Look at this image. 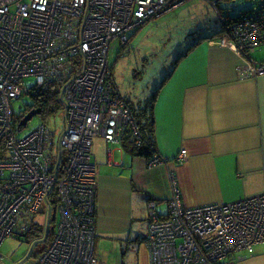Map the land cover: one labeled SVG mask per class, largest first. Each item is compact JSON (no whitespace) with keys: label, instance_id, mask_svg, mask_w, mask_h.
Returning <instances> with one entry per match:
<instances>
[{"label":"built area","instance_id":"obj_1","mask_svg":"<svg viewBox=\"0 0 264 264\" xmlns=\"http://www.w3.org/2000/svg\"><path fill=\"white\" fill-rule=\"evenodd\" d=\"M184 1L0 0V244L43 222L52 234L34 264H100L93 139L121 145L128 129L135 144L142 142L133 106L111 77L108 53L114 40L124 44L141 24ZM217 43L236 52L250 74L264 73V62L251 58L264 44V13L239 21ZM50 89L57 90L66 120L57 141L48 119L19 135L15 114L30 109H15V101ZM185 154L181 149L175 161ZM150 158V164L161 161ZM172 185L168 199L146 203L149 264H239L237 252L252 254L264 242V195L186 206L174 178Z\"/></svg>","mask_w":264,"mask_h":264},{"label":"crops","instance_id":"obj_2","mask_svg":"<svg viewBox=\"0 0 264 264\" xmlns=\"http://www.w3.org/2000/svg\"><path fill=\"white\" fill-rule=\"evenodd\" d=\"M219 37L189 50L157 91L154 154L161 161L150 164L151 156L93 139L96 237L129 227L141 202L168 199L173 178L186 206L264 195V73L250 74L236 52L218 45ZM261 47L251 58L264 62ZM181 149L186 157L176 162ZM145 250L142 263L149 264ZM240 255L239 264H264V242Z\"/></svg>","mask_w":264,"mask_h":264},{"label":"rangeland","instance_id":"obj_3","mask_svg":"<svg viewBox=\"0 0 264 264\" xmlns=\"http://www.w3.org/2000/svg\"><path fill=\"white\" fill-rule=\"evenodd\" d=\"M221 1H229L232 4L231 10H238V7L255 0ZM216 24L214 6L209 0H186L141 24L132 38L124 43L126 44L124 48L121 47L124 44L114 40L113 48L108 53V61L111 65V77L121 95L137 106L156 89L177 55L192 40L191 33L197 30L209 32ZM261 48L264 50V47ZM25 82L31 83V78ZM30 102L29 96H23L15 101L14 108L18 109L19 105L26 106ZM41 122V117L34 115L19 135L29 134ZM65 123L63 109L46 121L47 126L55 130L56 141ZM141 205V215L132 218L130 216L131 224L125 230L117 229L98 234L94 255L100 264H143L145 246L143 249L142 244L146 233L144 219L147 213L143 208L146 204L141 202ZM56 218L58 220V215ZM30 247L31 243L26 242L22 237L7 236L0 244V264H34L41 247L36 246L32 254L29 252ZM243 252L239 251L237 254Z\"/></svg>","mask_w":264,"mask_h":264},{"label":"trees","instance_id":"obj_4","mask_svg":"<svg viewBox=\"0 0 264 264\" xmlns=\"http://www.w3.org/2000/svg\"><path fill=\"white\" fill-rule=\"evenodd\" d=\"M250 1V0H249ZM215 3L214 10L216 14V26L210 30L209 32H204L202 30H197L191 33V35L197 36L196 38L192 37V40L186 46V48L177 55L176 59L172 62V66L170 69H173L177 62L196 44H198L202 39H208L214 36H222V34L229 33L233 26L248 17H254L259 13H264V0L258 1H250L249 4L245 6L238 7V10H231L232 4L226 1L221 0H213ZM233 12V13H232ZM143 25V24H142ZM140 25L133 32L130 33L128 37L129 39L137 32V30L142 26ZM127 41V42H128ZM126 44L121 47L124 48ZM111 69V65H110ZM171 70L165 74L161 81L159 82L156 89L153 93L143 99L142 104L138 105V107H133L134 117L138 123L139 131L141 134V144H135L134 137L131 136L128 129H125L122 134L121 146L132 154L144 155L146 157H150L154 154L155 151V139H154V120H153V105L154 100L157 95V91L162 86V84L166 81L168 76L170 75ZM29 97L31 98V102L27 104V109L39 108L40 113L39 116L41 120L46 121L51 118L57 111L62 109V101L57 94V90H48L46 92H28ZM24 109H21L19 113L15 114V123L20 122ZM27 124L25 125V127ZM21 125H19V129H23ZM149 200V199H147ZM45 224L43 222H34L31 227L18 234L17 237L23 238L28 243H31L32 250L31 254L34 252L36 246H40V251L44 248L51 238L52 231L49 227H47V232H45ZM39 251V252H40ZM38 252V253H39ZM37 253V254H38Z\"/></svg>","mask_w":264,"mask_h":264},{"label":"water","instance_id":"obj_5","mask_svg":"<svg viewBox=\"0 0 264 264\" xmlns=\"http://www.w3.org/2000/svg\"><path fill=\"white\" fill-rule=\"evenodd\" d=\"M40 113V110L39 108H34V109H31L28 113H26L22 119L20 120L19 124L22 126V127H25V125L28 123V121L34 116V115H38ZM30 251H31V248H30ZM29 251V252H30Z\"/></svg>","mask_w":264,"mask_h":264},{"label":"flooded vegetation","instance_id":"obj_6","mask_svg":"<svg viewBox=\"0 0 264 264\" xmlns=\"http://www.w3.org/2000/svg\"><path fill=\"white\" fill-rule=\"evenodd\" d=\"M28 111H29V110L26 108V109H25V112H28ZM30 248H31V250H32V245H31V247H30Z\"/></svg>","mask_w":264,"mask_h":264},{"label":"clouds","instance_id":"obj_7","mask_svg":"<svg viewBox=\"0 0 264 264\" xmlns=\"http://www.w3.org/2000/svg\"><path fill=\"white\" fill-rule=\"evenodd\" d=\"M39 115V114H38Z\"/></svg>","mask_w":264,"mask_h":264}]
</instances>
